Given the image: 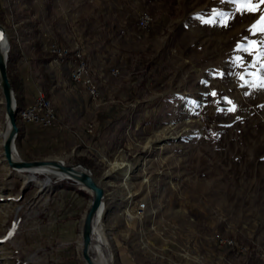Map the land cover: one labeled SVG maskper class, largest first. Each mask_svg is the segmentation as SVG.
<instances>
[{"label":"rangeland","instance_id":"obj_1","mask_svg":"<svg viewBox=\"0 0 264 264\" xmlns=\"http://www.w3.org/2000/svg\"><path fill=\"white\" fill-rule=\"evenodd\" d=\"M253 4L255 12L233 0H0L15 101L18 74L30 71L35 98L52 104L72 137L22 145L17 132L16 153L88 168L103 188L113 264H264V32L252 27L264 4ZM55 45L82 53L89 88L58 83L67 73L78 81ZM1 101L0 91V130ZM7 164L0 138V264H84L90 192Z\"/></svg>","mask_w":264,"mask_h":264},{"label":"water","instance_id":"obj_2","mask_svg":"<svg viewBox=\"0 0 264 264\" xmlns=\"http://www.w3.org/2000/svg\"><path fill=\"white\" fill-rule=\"evenodd\" d=\"M8 50V40L0 28V91L2 94L1 104L4 110V119L7 122L6 134L2 141L4 157L11 168H16L17 166L23 168L35 166L59 168L61 171L67 173L68 178L73 183L81 185L90 191L91 199L82 219L80 255L84 264H100L90 257L88 248L92 242L93 219L98 214V210L103 208V188L95 181L88 168L80 163L64 164L57 159L21 160L19 162H15L12 159L11 152L14 147V139L18 132V126L15 120L16 101L6 72Z\"/></svg>","mask_w":264,"mask_h":264},{"label":"bare ground","instance_id":"obj_3","mask_svg":"<svg viewBox=\"0 0 264 264\" xmlns=\"http://www.w3.org/2000/svg\"><path fill=\"white\" fill-rule=\"evenodd\" d=\"M143 16L144 17H148V16H145V15H143ZM0 28L2 29V32L5 35V31H4V29H3L1 24H0ZM5 38H6V35H5ZM8 48H9V43H8ZM50 50L60 60H65L66 57L68 56L67 55L68 52H67L66 49H62V48L56 47V45H55V47L54 46L50 47ZM82 57H83V55H82ZM72 75H73V78L76 81H78L77 76L75 74H72ZM85 76H88L87 77V83H88V78H89L88 68H87L86 63L83 62V58H82L81 77H85ZM88 87H89V83H88ZM92 89L96 90V88H92ZM39 100H41V102L43 104V107H45V108H53L52 104L48 100H45L42 95H39L38 97H36L32 101H39ZM21 109H22V106H20V105H18L16 103V105H15V120H16L17 126H18L17 118L20 121H26V113H21ZM6 129H7V122L5 121L4 126L0 130V138L2 139V141H3L4 137H5ZM11 156H12V159L15 162H19V161L22 160L18 156V154L16 153L15 147H13V150L11 152ZM57 160H60V159H57ZM60 161H62V160H60ZM7 166H8V164H7ZM111 167L113 169H117V168L120 167V165L118 163H116V162H113ZM13 169L15 171L19 172L20 174L28 176V177H34L35 178L37 175L42 174V175H45L47 180H51V178H57V180L69 179L68 176H67V173L61 171L59 168L52 167V166H35V167H29V168H23V167H18L17 166L16 168H13ZM130 171H131V168H130V165H128V169H126L125 172H124L125 175H127L126 178H128V176L130 174ZM79 186L82 189H85L88 192H90L85 187H83L81 185H79ZM144 207H145L144 203L138 205V216H140L139 212L142 211L144 209ZM103 208H104V206H103ZM103 208L101 210L100 209L98 210V214L93 219L92 232H91L92 242L89 245L88 253H89L90 257L97 263H100V264H113L112 263L113 256H112V253H111V251L109 249V244H108L107 238L103 234L102 226H101V223H100L102 212H103ZM92 252L96 253L95 256L92 255Z\"/></svg>","mask_w":264,"mask_h":264},{"label":"crops","instance_id":"obj_4","mask_svg":"<svg viewBox=\"0 0 264 264\" xmlns=\"http://www.w3.org/2000/svg\"><path fill=\"white\" fill-rule=\"evenodd\" d=\"M79 54L82 55V53H80V51H77L75 53V55H70L66 58L64 66L67 67V69H68L67 71L69 72V74H70L69 67L71 69V67L73 66L75 61L80 58ZM68 77H69L68 73H67V78L65 77L62 79V77L61 78L59 77L58 83L61 82V84L63 86H66L69 83L70 86H73V88H75L78 84H75ZM17 81H18V84H17V92H16V102L18 105L23 106V105L28 104L31 100H34L35 95L37 93H39L40 91L38 89H36V87L34 85V83H35L34 78L31 76L30 71H24V73H22V74L19 73ZM66 111L67 112H65V113L74 115L76 113L75 111H79V110H77L76 108H67ZM65 122H66L67 126L68 125L72 126L75 129V131H78L81 128L79 125L80 121L78 119H71L70 118V119H67V121H65ZM57 124H58L59 128L63 131L65 128L64 124L59 122V120L57 121ZM51 129L56 131L54 128H51ZM45 130H47V129H45ZM64 133L63 132H60V133L59 132L58 133L57 132L56 133L47 132V131H44L43 128H41L37 125L26 123V121H21L18 123V137H19V141L22 145H25L26 143H32L33 144L35 142H37V143L41 142L42 144L50 143L53 145H57V143H55L56 141L59 142L58 145L60 147L62 145L63 146L66 145L68 143L70 145L71 142L69 140L72 137L70 136L69 133H67L65 131H64Z\"/></svg>","mask_w":264,"mask_h":264},{"label":"built area","instance_id":"obj_5","mask_svg":"<svg viewBox=\"0 0 264 264\" xmlns=\"http://www.w3.org/2000/svg\"><path fill=\"white\" fill-rule=\"evenodd\" d=\"M150 17L137 16V25L141 28L147 26L150 22ZM82 55L73 65L71 69L72 74H75L78 79V85L82 88H89L87 83V77H81V67H82ZM98 95V88L96 90H91V100H94ZM21 113H26V123L37 125L43 129L54 128L56 131L61 132L56 120V114L53 108H45L41 100L30 101L28 104L23 105ZM138 217V205L135 206V216Z\"/></svg>","mask_w":264,"mask_h":264},{"label":"snow or ice","instance_id":"obj_6","mask_svg":"<svg viewBox=\"0 0 264 264\" xmlns=\"http://www.w3.org/2000/svg\"><path fill=\"white\" fill-rule=\"evenodd\" d=\"M233 2L237 3V4L242 3L245 7H247V10L251 11V12H255L257 7L259 6L258 4H253V0H233ZM259 4H264V0H259ZM257 25H264V15H262L260 17V20L257 21V23L252 26L254 30L264 32V26L258 28ZM262 43H264V42H262ZM237 47H242V46L238 45ZM245 50H248V49H245ZM260 86L264 87V82H262ZM11 234L12 233L9 232V236H11Z\"/></svg>","mask_w":264,"mask_h":264},{"label":"trees","instance_id":"obj_7","mask_svg":"<svg viewBox=\"0 0 264 264\" xmlns=\"http://www.w3.org/2000/svg\"><path fill=\"white\" fill-rule=\"evenodd\" d=\"M67 57H68V56H67ZM67 57H66V58H67ZM65 60H66V59H65ZM9 82H10V84H11V87H12V83H11V81H10V80H9ZM78 191H79V192H81V190H78Z\"/></svg>","mask_w":264,"mask_h":264}]
</instances>
